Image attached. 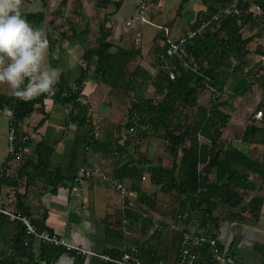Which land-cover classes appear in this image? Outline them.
Segmentation results:
<instances>
[{"label": "trees", "instance_id": "16d2710c", "mask_svg": "<svg viewBox=\"0 0 264 264\" xmlns=\"http://www.w3.org/2000/svg\"><path fill=\"white\" fill-rule=\"evenodd\" d=\"M100 1L102 7L107 6L110 0ZM202 2L204 9L197 12L191 29H198L204 21L208 22L207 26L187 46L184 58H169V68H163L166 58L169 57L166 54L170 43L168 37L164 47L156 52L155 74L141 66L129 71L130 64L140 55L141 49L116 47L109 40L112 27L103 23L96 45L86 48L83 56L86 66L74 85L67 73L56 84L54 95L43 94L24 101L17 99L15 95L0 93V113L5 109L11 110L14 115L13 124L18 130V123L23 122L35 110L45 112L44 101L52 97L69 109L67 124L74 123L78 127L88 124L93 131L90 104L84 103L80 98L84 82L90 75L89 69L94 65L92 76L109 85L111 90L124 91L127 94L133 91L134 98L128 108L125 124L122 125L129 133L126 140L120 143L90 135L86 142L96 151L115 157L114 170L118 178H130L128 187L137 193V203L131 208L129 215L136 222L142 221L146 229L156 225L153 212L159 209V198L156 192L150 193L142 189L144 173L148 172L150 182L160 187L163 192L175 191L180 195L179 211L170 215L172 222L163 223L165 226L177 227L180 234L179 254L184 232H193V228H200L205 233L218 236V229L225 220L258 221L264 204V195L261 193L264 187V160L254 158L243 148L225 144L222 138L230 121L227 108L233 107V101L244 96L255 81L264 91V73H261L264 65L260 61L250 65L249 50L246 49L253 38L264 31V0ZM226 8L231 10L230 13L225 12L217 20L212 19ZM25 16L28 20L32 17L35 23L45 19L43 13ZM36 17L38 18L35 19ZM254 25L261 26L260 30L245 37L243 30ZM113 47H116L115 50ZM260 53H263L262 50ZM184 60L189 61L191 66H186ZM170 70L175 73L174 78H171ZM149 88L153 95L146 96ZM212 89L220 91L221 96L212 98L211 93L210 101L202 104L201 93L204 90L212 92ZM259 109L264 114V97L259 101ZM131 134L140 138L155 136L163 140L171 159L162 157L154 161L147 154H142L138 147L133 150L137 154L134 157V153L128 149ZM241 141L264 144V116L260 121L246 125ZM29 155H25V164L16 178L0 175V186L17 187L19 179L25 174L27 181H32L34 177L27 170L31 164L34 166L35 176L59 175V168L50 170L49 160L40 157L34 163ZM251 174L259 176L260 181L253 179ZM17 196V207L29 215V206L24 203L19 193ZM247 212L249 217L245 214ZM2 216L5 215L0 213V226L7 220L6 216L1 219ZM159 228L155 227L153 234L162 231ZM26 233L24 225L15 238L16 247L22 250L24 256L32 249L29 241L25 242ZM160 234L161 232L158 236ZM46 243L62 252L66 249ZM139 253L140 246L134 254L138 259ZM159 260L152 259L149 264H159ZM53 263L46 261V264Z\"/></svg>", "mask_w": 264, "mask_h": 264}, {"label": "crops", "instance_id": "0c3cea01", "mask_svg": "<svg viewBox=\"0 0 264 264\" xmlns=\"http://www.w3.org/2000/svg\"><path fill=\"white\" fill-rule=\"evenodd\" d=\"M140 1L110 0L107 6L101 7L100 0H23L22 12L30 16L43 13V22L35 23L32 17L29 21L35 27L43 28L49 40L45 63L60 73L59 79L63 74H70V82L74 85L86 66L83 59L86 48L96 45L101 24L112 27L109 40L116 47L141 49L140 55L130 64L129 71L141 66L155 74L156 52L164 47L166 37L171 41L187 32L191 29L197 12L204 9L202 5L194 17L185 19L189 0H176L178 7L170 8L168 16L171 18L164 20L162 9L167 3L166 0H147L148 4L155 2L159 8L153 17L156 21L147 20L141 27L143 40L137 46L134 42L135 29L126 26V21L135 15ZM93 72L94 65L89 69L90 75L84 82L80 98L84 103L90 104L94 130L91 131L88 124L81 127L74 123L67 124L69 109L52 97L46 98L45 112L35 110L23 122L18 123L19 131L30 137L29 157L33 162L36 163L40 157L47 159L50 170L59 168L60 173L58 176H35L34 166L28 165L27 170L34 177L32 181H27L25 174L19 179L17 187L1 185L0 204L15 212H22L17 207L19 193L24 203L29 206V215H26L34 225L44 227L71 244L117 256L130 243L137 250L140 246L139 259L143 264L152 263V259H161L158 263L162 261L164 264H177L180 234L176 226L163 225L164 222H172L164 212L159 209L153 212L156 223L154 227L146 229L142 222H135L130 227L131 235L126 236L122 231L121 220L128 200L123 201L120 190L111 181L94 176L86 179L78 190L72 189L73 176L82 165L101 166L109 175L116 176L115 157L93 149L86 142L87 136L123 143L129 134L122 125L125 124L135 93L113 91L109 85L92 76ZM206 91L209 90L203 92ZM0 93L14 95L13 90L6 84H0ZM12 122V118L2 110L0 175L16 178L25 164V158H16L8 153L7 135ZM136 137L130 135L128 147L134 157L137 156L133 152L134 148L138 147L144 153L143 142H147V137ZM144 174L143 178L149 175L148 172ZM119 179L127 187L130 186V178ZM145 187L143 183L144 191ZM128 188L134 193L135 201L137 193ZM131 208H127L128 214ZM245 214L250 216L249 212ZM5 216L1 219L7 217V220L0 226V264H46V261H52L53 264H112L94 254L76 249H65L62 252L28 233L25 234V242L29 241L32 249L24 256L15 244V238L21 233L24 224ZM155 227L162 228V231L153 234ZM217 234L220 242L228 249L226 264H264V204L258 221L225 220Z\"/></svg>", "mask_w": 264, "mask_h": 264}, {"label": "built area", "instance_id": "2783aa9c", "mask_svg": "<svg viewBox=\"0 0 264 264\" xmlns=\"http://www.w3.org/2000/svg\"><path fill=\"white\" fill-rule=\"evenodd\" d=\"M147 9V0H141L137 8L136 15L126 21V26L135 29L134 42L137 46L141 45L143 40V32L141 31V27L148 20ZM230 11L231 10L229 8H226V10L215 14L212 19L217 20L223 13H230ZM234 11L238 12V10ZM207 24L208 22L204 21L198 29H189L176 39L171 40L168 47L166 48V54L169 57L166 58L163 68H169V58L174 56L181 59L184 58L187 54V46L193 42L198 34H201L205 30ZM184 64L186 66H191V63L187 60H184ZM170 76L171 78L175 77V73L172 70H170ZM221 94L222 93L220 91L212 89V98H218L221 96ZM3 112L13 120L14 115L11 110L5 109ZM260 113L262 115V112ZM29 138L30 137L27 134L21 133L12 122L7 135L9 155L22 159L25 157V155L31 153ZM94 176H100L103 180L111 181L113 185L120 190L123 201L127 202L128 200L127 206L124 207L125 212L121 223L123 233L126 236H130V227L135 224L136 220L134 217L128 214L127 208L135 206V201L133 200L134 193L118 177L109 175L102 169L101 166L82 165L78 168V171L73 176V191L78 190L86 179L92 178ZM0 213L8 216L12 220L21 221L26 226V232L37 240L63 246L66 249H76L82 252L94 254L102 260L111 262L112 264H143L140 259L134 256V252L137 251V247L133 244H126L122 253L117 256L107 253H98L71 244L47 229L39 230L32 223L29 216L22 212H15L14 210L4 207L0 204ZM197 229L198 230L193 232L187 231L183 233L178 264H226L228 261V249L220 242L219 237L213 235L212 233H205L200 228ZM159 264L164 263L161 261Z\"/></svg>", "mask_w": 264, "mask_h": 264}, {"label": "clouds", "instance_id": "9594fccd", "mask_svg": "<svg viewBox=\"0 0 264 264\" xmlns=\"http://www.w3.org/2000/svg\"><path fill=\"white\" fill-rule=\"evenodd\" d=\"M23 0H0V84L17 99L54 95L60 73L46 65L49 40L22 12Z\"/></svg>", "mask_w": 264, "mask_h": 264}, {"label": "rangeland", "instance_id": "374dc122", "mask_svg": "<svg viewBox=\"0 0 264 264\" xmlns=\"http://www.w3.org/2000/svg\"><path fill=\"white\" fill-rule=\"evenodd\" d=\"M178 1L181 2V0ZM178 1L166 0L167 3H165L164 8L162 9L164 20H170L171 17L168 16V14H170V8H177ZM202 5V0H189V2L186 4V12L184 18L189 19L191 17H194L195 13L198 11V9H200L199 7H202ZM158 8L159 5L155 2H150V4H148L147 19L149 21H156L153 17L155 14H157ZM255 10L258 9L255 8ZM162 26L163 25H161V27ZM260 28L261 26L258 25L246 27L243 30V34L245 37H248L258 32ZM246 49L249 50V58L251 61L250 65H254L259 61L260 64L264 65V31L262 34L256 35L253 40L246 46ZM261 50L263 52L262 54L260 53ZM261 73H264V69L261 71ZM257 74L261 75L259 72ZM211 93V90L202 92L200 102L202 104H207L211 99ZM146 94L149 96L153 95L152 89H147ZM262 97H264V91L259 85V83L255 81L251 89H249V91L244 96H239L233 101V107L227 108V112L230 114V121L227 127L224 129V134L222 138L225 140V144H233L239 148H243L254 158L264 160V144H248L241 141L242 134L246 125L249 122L260 121L264 116V114L261 115V111L259 109V101L262 99ZM136 139H138V136L136 137ZM146 139L147 142H143V144H145L143 147H145L144 153L147 154L148 158H152L154 161H158V158L162 157L163 159L165 157L169 158V160L171 159L170 155L165 150V144L163 140H160L155 136H151L150 138L147 137ZM251 176L257 182L260 181L259 176L252 174ZM143 183L144 186H146L145 191L150 193L156 192V195L159 198V210L161 212H165L166 215H168L167 218L171 217L170 215H174L179 211L181 201L180 195L177 192H163L160 187L155 186L150 182L149 175H146V177L143 178L142 185ZM261 193L264 195V187ZM136 200L135 203H137ZM141 222L142 221H139L140 224Z\"/></svg>", "mask_w": 264, "mask_h": 264}]
</instances>
